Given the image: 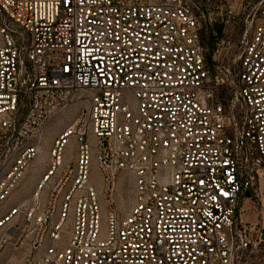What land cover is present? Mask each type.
I'll return each instance as SVG.
<instances>
[{
	"label": "built area",
	"instance_id": "1",
	"mask_svg": "<svg viewBox=\"0 0 264 264\" xmlns=\"http://www.w3.org/2000/svg\"><path fill=\"white\" fill-rule=\"evenodd\" d=\"M0 14V203L49 123L85 103L31 202L0 217L1 247L27 245L23 264H264L263 2L231 58L215 25L234 6L0 0Z\"/></svg>",
	"mask_w": 264,
	"mask_h": 264
},
{
	"label": "rangeland",
	"instance_id": "2",
	"mask_svg": "<svg viewBox=\"0 0 264 264\" xmlns=\"http://www.w3.org/2000/svg\"><path fill=\"white\" fill-rule=\"evenodd\" d=\"M204 5L218 9V11H225L228 7L234 6L238 12L237 21L229 23L227 25L217 23L215 30L218 33L220 39L225 40L231 45L229 57L234 55L239 50V40L245 30V19L248 14L251 17L260 8L261 3L264 0H199ZM260 16V14H258ZM1 22V14H0ZM84 102H77L69 105L63 111H61L45 128L42 133L38 144L40 146V153L35 159L33 165L27 171L26 175L22 179L19 189L10 198L0 203V217L6 214L11 208H14V204L17 203H30L33 191L41 178L42 174L47 168L50 149L54 143V140L58 135L69 125L73 123L78 114L85 107ZM64 155L68 161H76L77 157V142L75 138H70L68 144L65 147ZM93 176L95 182L97 176V170L93 167ZM123 183L122 177L119 178V186ZM4 236V230H0V242ZM30 254V250L27 245L15 248L11 242L0 246V264H23L27 256Z\"/></svg>",
	"mask_w": 264,
	"mask_h": 264
},
{
	"label": "snow or ice",
	"instance_id": "3",
	"mask_svg": "<svg viewBox=\"0 0 264 264\" xmlns=\"http://www.w3.org/2000/svg\"><path fill=\"white\" fill-rule=\"evenodd\" d=\"M224 195H227V193H224Z\"/></svg>",
	"mask_w": 264,
	"mask_h": 264
}]
</instances>
